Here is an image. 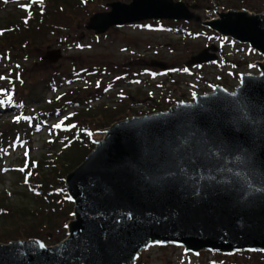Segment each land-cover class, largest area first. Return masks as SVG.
Here are the masks:
<instances>
[{
    "label": "water",
    "instance_id": "95a60500",
    "mask_svg": "<svg viewBox=\"0 0 264 264\" xmlns=\"http://www.w3.org/2000/svg\"><path fill=\"white\" fill-rule=\"evenodd\" d=\"M107 5L87 29L103 34L148 19L202 22L259 53V72L241 74L233 91L217 85L167 110L114 121L65 177L73 202L66 237L54 245L0 242V264H136L154 244L186 253L264 252V12L230 9L201 21L182 1ZM61 57L52 49L44 59ZM217 59L211 45L189 63Z\"/></svg>",
    "mask_w": 264,
    "mask_h": 264
},
{
    "label": "rangeland",
    "instance_id": "374dc122",
    "mask_svg": "<svg viewBox=\"0 0 264 264\" xmlns=\"http://www.w3.org/2000/svg\"><path fill=\"white\" fill-rule=\"evenodd\" d=\"M65 1L77 10L68 9L70 18L63 21L65 12L61 8L53 12V0H0V35L6 33L5 21L10 16L38 18L45 30V35L28 48L14 41L0 44V136H5L0 140V196L9 209L36 207L38 201L33 197L38 193L30 180L38 184L41 178L33 168L57 160L60 163L51 166L50 179L56 192L54 204L61 215L52 229L46 225L35 229L38 220L28 215L22 220L0 219V236L47 229L45 234L50 240L39 238L47 245L66 237L67 222L72 218L66 175L84 160L85 152L94 148L113 121L167 110L217 85L233 91L241 74H257L256 62L263 60L248 44L222 36L194 20L148 19L97 34L86 28L90 16L110 10V2L131 0H56L58 4ZM175 1L184 2L201 21L230 9L264 12V0ZM52 13L56 14L54 20L50 19ZM45 17L62 25L48 27L42 20ZM211 45L217 47V60L201 65L189 63L192 56ZM52 49L62 53L56 63L44 59L47 50ZM152 60L166 62L168 67L152 66ZM15 108L26 111L21 121L27 132L19 129L18 135L11 138L7 134L12 132L11 122L17 119ZM31 113H35L34 118ZM78 130L86 136L82 147L76 137ZM68 145L81 147L72 160L64 156V150L70 149ZM22 210L28 214L27 208ZM238 253H186L181 246L154 244L140 253L136 264H264L260 251Z\"/></svg>",
    "mask_w": 264,
    "mask_h": 264
},
{
    "label": "trees",
    "instance_id": "16d2710c",
    "mask_svg": "<svg viewBox=\"0 0 264 264\" xmlns=\"http://www.w3.org/2000/svg\"><path fill=\"white\" fill-rule=\"evenodd\" d=\"M53 2L54 3H52V6L56 8V9H54L53 12L57 13V10L59 8H61V10L65 12V14L63 15L64 16L63 21L64 20L66 21L67 18L68 19L70 18V17H68V13L66 12L68 9L71 11L77 10V8L74 7V5H70L66 1H65V3H67V5L65 3L58 4V2H56V0H53ZM52 14H53V16L50 19L54 20L56 18V14L55 13H52ZM25 19H26L25 17L10 16L5 21V24H7V27H6L7 30H6V33H3V36L0 35V44L5 43V41H14V42L18 43L19 46L22 45L21 46L22 48H28L29 46L36 44V39L39 40L42 38L41 36L45 35V30H44L43 26L38 23V21H39L38 18L30 19V20H25ZM42 20H43L44 24H46L48 27L50 25H53V27H59L62 25L61 23L50 22L49 18H47V17L43 18ZM25 40H26V43H23V41H25ZM3 97H5V95H3ZM21 103H23V100H21ZM22 106H23V104L21 105V107ZM15 109H16L17 118L19 117V119L13 120V122H11V124H12L11 131L12 132L7 134L8 135L7 137H11V138L18 135L19 129H22L23 132H27L26 127H25L26 124H24L21 121V118L26 117V114H25L26 111L23 110L24 108H21L20 110L18 108H15ZM86 113L87 112H85L84 115H86ZM27 115H28V113H27ZM30 115H32V116H30L32 118L35 117V113H31ZM90 116H91V114H90ZM27 117H29V115ZM76 137L79 138L78 144L81 145V147H82L85 144L84 141L86 139V136L84 134H81L80 130H78V131H76ZM4 138H5V136H4ZM4 138H3V136H0V140L1 139L3 140ZM79 145L74 146V147H72V145L71 146L68 145V147L70 146V149L68 148L67 150H64L66 152V153L64 152V156L66 157V159L68 157H70L72 160L76 157V155H78V153L81 149V147H79ZM92 149L93 148H91L89 151L87 150L85 152V154L86 153L89 154V152ZM85 154H84L83 159H85V157L87 156V154L86 155ZM59 163H60L59 161L54 160L51 165H39V164H37V166H35L33 168L34 173H36V175L39 176V179L41 178L38 181V184H35L34 182H31V180H30V184L32 185L33 190H35L38 193L37 196L33 197L34 201H38V203H36V207L30 208L28 206H21L19 208H16V210L9 209L8 207H6L4 205L5 204V198H1V196H0V217H1L0 219L4 220V221H6L7 219L22 220V217L24 218V215H28L29 217L32 218V220H35V221L38 220V222H37L38 225L35 226V229L38 226H39L38 228H44L43 226H45V225L47 228L52 229L53 226L56 225L55 219H57L61 215L59 214L60 211L58 210V208L55 207V204H54V201H56V192H55L53 186H51L54 184H53V181L50 179L51 175L53 174V172L50 169H51V166L53 167V166L59 165ZM38 166H40V168H38ZM74 167H72L71 169H73ZM40 169H41V173L39 174ZM55 170H58V169H55ZM39 195L40 196L43 195V198H41V199H44V200H41L38 197ZM23 208L28 209V210H25V211H27L26 213H28V214L24 213V211L22 210ZM46 230L47 229L43 230L42 232L38 230L39 233L38 232L34 233V232L30 231L26 234H21L19 232L17 234H14L13 236H10L11 234H8L5 236H0V241L9 242L12 240L28 239V238H34V237L35 238L38 237V238H41L43 240H46V239L50 240L48 237L50 235L45 234ZM33 231H35V230H33ZM60 240L61 239H59V241ZM59 241H57V242H59ZM247 252L249 253V251H246V253ZM262 253L264 255V252H262ZM239 254H241V253L235 252V253L230 254V255L236 256ZM221 264H239V263H236V262L226 263V262H224ZM243 264H253V263L251 261H249V262L244 261Z\"/></svg>",
    "mask_w": 264,
    "mask_h": 264
},
{
    "label": "snow or ice",
    "instance_id": "6c2138e0",
    "mask_svg": "<svg viewBox=\"0 0 264 264\" xmlns=\"http://www.w3.org/2000/svg\"><path fill=\"white\" fill-rule=\"evenodd\" d=\"M3 77H0V79H2ZM99 83V82H98ZM17 119H19V117L17 118ZM60 125H56V127H59ZM25 155H27V153H25ZM69 199H71V197H69ZM157 243H159V242H157ZM40 247H44V245L43 244H40Z\"/></svg>",
    "mask_w": 264,
    "mask_h": 264
}]
</instances>
